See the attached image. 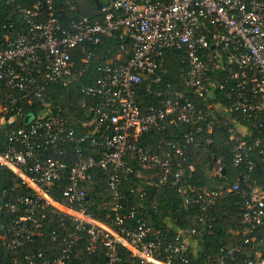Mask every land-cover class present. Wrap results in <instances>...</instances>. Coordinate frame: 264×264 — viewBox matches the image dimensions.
<instances>
[{
    "label": "built area",
    "instance_id": "obj_1",
    "mask_svg": "<svg viewBox=\"0 0 264 264\" xmlns=\"http://www.w3.org/2000/svg\"><path fill=\"white\" fill-rule=\"evenodd\" d=\"M100 1L94 13H77L75 0H67L75 14L65 22L61 0H0V13L5 3L15 7L12 18L0 22V124L7 138L0 167L19 178L0 192V240L7 253L30 247L11 264H81L101 252L105 264H123L120 246L136 264H197L190 240L213 233L210 209L225 194L240 204L241 227L233 233L242 241L222 242L206 253L207 262L264 264V189L239 180L215 187L192 183L182 165L199 131L230 122L222 107L260 133L251 140L230 127L234 165L250 173L264 162V0ZM111 37L121 39L108 46L115 56L105 55L85 82L96 50ZM175 52L183 84L205 106L171 87L158 104L140 101L141 87L150 91L162 82L159 68ZM75 83L83 97L76 120L49 95L53 85ZM218 90L223 100L214 99ZM37 103L24 111V104ZM168 127L170 137L147 143L153 129ZM97 168L110 189L111 222L87 204ZM138 178L177 185L195 222L157 232L145 218L148 188L136 187ZM19 187L32 192L18 194ZM46 225L52 248L34 249Z\"/></svg>",
    "mask_w": 264,
    "mask_h": 264
},
{
    "label": "trees",
    "instance_id": "obj_2",
    "mask_svg": "<svg viewBox=\"0 0 264 264\" xmlns=\"http://www.w3.org/2000/svg\"><path fill=\"white\" fill-rule=\"evenodd\" d=\"M26 2V1H24ZM77 3V13H94L97 10V0H75ZM61 13L64 17V21L67 22V18L75 14V11H71L67 0H61ZM15 10L14 5L11 3H5L3 9L0 13V22L6 21L8 15L11 11ZM121 39L111 37L109 40L105 41L104 44L99 46L96 50L92 66L88 71V75L83 79L85 82H91L96 76V64L107 57H114L116 50L112 52L108 51V46H111L116 41ZM183 66L180 58L175 53H171L164 60L163 65L159 68V73L162 74L163 80L160 84H155L152 90L147 91L144 87H141L139 92V99L143 104L155 103L158 104L159 100L166 96V90L168 87L172 89L183 90L185 94L196 101L197 103L203 104L205 106L204 100L196 93H194L190 88L187 89L182 81V70ZM170 82L171 85L168 86L167 83ZM49 95L51 99L56 104L57 108L67 115H73L78 113L81 108V99L82 94L79 91V84H71L69 88L53 85L49 88ZM222 99L223 95L221 91H217L216 98ZM223 100V99H222ZM38 103L35 106H30L27 104L23 105L25 112H29L32 108L38 107ZM235 116H238L242 120V116L239 113H236ZM76 120V116L73 117ZM246 124L249 123L245 120ZM5 125V124H4ZM0 124V149H3L6 138V127ZM233 126L232 122L223 123L221 125H216L211 132L206 130L199 131L196 135L195 142H193L189 147V162H184L185 169V178H187L192 183L205 185V174L207 168H213L217 159H221L222 164V175L218 179V184L225 181H236L239 180L243 186H246L248 183L256 182L264 189V162L260 161L258 166L248 173L247 168L244 165L235 166L233 163V143L234 141L230 139L229 135L231 133L230 127ZM251 127V126H250ZM184 128V127H183ZM172 134L171 128H165L163 130L153 129L149 136L147 137V143L155 146L156 142L161 139V136L170 137ZM260 133L252 128L250 135H245L248 139L254 140L257 135ZM198 145V146H196ZM251 155L258 157L256 149L251 151ZM136 167L141 166L137 161H134ZM190 164H194L195 168L190 169ZM143 168V167H142ZM225 169V172H223ZM145 174H148L150 171L143 169ZM105 171L101 168L96 169L95 177L93 179V184H90L88 187V192L90 196L88 197V207L89 210L97 215L101 220L111 222V215L108 216V213L111 212L108 206H106V201L110 200V189L106 183ZM248 174V181H243L241 174ZM217 177V176H216ZM235 177V179H234ZM155 179V176L149 178L150 180ZM136 179V178H135ZM19 178L16 174L7 167H0V192L4 188L11 189L17 182ZM156 181V180H154ZM146 184L148 190V197L146 199V207L144 208L145 218L147 222L153 226L157 232L164 234V223L165 217H170L181 226H185L186 218L188 216V211L186 210L182 200L178 196L177 185H174L173 182L169 181L166 184L158 186L148 185L145 182V178H138L135 186ZM130 185V182H124L122 188L127 189ZM217 186V185H216ZM215 187V186H209ZM31 191L32 189L26 187H19L16 190V193L21 194L23 192ZM232 194L220 195L216 202L213 204L210 209L211 214L214 216L213 221V233H204L203 236H198V240L202 245L200 250V256L197 264H209L206 259V253L209 250H216L222 242L229 241H238L241 242V235L233 234V230H237L241 227L240 222V204L237 202ZM153 205V206H152ZM192 213H195V209H191ZM240 226V227H239ZM50 229L49 225H46L44 234L41 237L36 239V244L34 249L44 248L46 250L51 249L52 242L50 240L48 231ZM169 233V232H168ZM30 247L25 246L18 251L14 252H5L4 245L0 240V254L5 259V264H11L13 256L23 259V255L29 251ZM123 255V264H136L133 262V258L130 256L128 250L125 248L119 247ZM244 257V255H242ZM105 255L104 253H98L96 255H89L83 259L81 264H105ZM229 264H233L230 262Z\"/></svg>",
    "mask_w": 264,
    "mask_h": 264
},
{
    "label": "crops",
    "instance_id": "obj_3",
    "mask_svg": "<svg viewBox=\"0 0 264 264\" xmlns=\"http://www.w3.org/2000/svg\"><path fill=\"white\" fill-rule=\"evenodd\" d=\"M217 108L219 107L218 104L215 105ZM219 111H221V114L224 115L225 118H227L230 122H232L233 127L235 128L236 131H238L241 134L244 135H250V133L252 132L250 126L248 124H246L244 121H242L238 116H235L236 113L230 112L228 109L222 107L219 109ZM220 113V112H219ZM198 146V145H196ZM195 168L194 164H190V169L193 170ZM218 173V171L216 170V172L213 171V168H207L206 170V178H205V185L206 187H209L211 185L214 186L213 184V180L212 177L214 175H216ZM220 175V174H219ZM241 177L243 179V181H248V174L243 175V173L241 174ZM235 179V177H234ZM197 184V183H196ZM186 221L185 224H193L195 221L194 219L188 216H185ZM165 223L163 224L165 227L164 229V233H168V232H172L175 229L179 228L181 225H179L177 222H173L172 220H169V217H165L164 218ZM234 234V233H233ZM199 236H203V234L199 235ZM190 244H191V249L193 248V256L195 259H199L200 256V250L202 249V245L200 244L199 240L195 241L194 239L190 240Z\"/></svg>",
    "mask_w": 264,
    "mask_h": 264
},
{
    "label": "rangeland",
    "instance_id": "obj_4",
    "mask_svg": "<svg viewBox=\"0 0 264 264\" xmlns=\"http://www.w3.org/2000/svg\"><path fill=\"white\" fill-rule=\"evenodd\" d=\"M214 94V98H216V94H217V91H215V93H213ZM214 102V101H213ZM220 164H221V162L220 161H216L215 162V164H214V167H213V171L214 172H216V170H218V167L220 166ZM218 175H219V173H217L216 175H214L213 177H212V182H213V184H214V186H216L218 183V179L220 178V177H218ZM217 176V177H216ZM213 186V185H212ZM169 220H172L173 222H174V220L173 219H171L170 217H169Z\"/></svg>",
    "mask_w": 264,
    "mask_h": 264
},
{
    "label": "water",
    "instance_id": "obj_5",
    "mask_svg": "<svg viewBox=\"0 0 264 264\" xmlns=\"http://www.w3.org/2000/svg\"><path fill=\"white\" fill-rule=\"evenodd\" d=\"M101 5H102L101 1L98 0V1H97V6L100 7ZM13 15H14V14H11L10 16H8V19H11ZM223 172H225V169H223ZM88 197H89V195H87V198H88Z\"/></svg>",
    "mask_w": 264,
    "mask_h": 264
}]
</instances>
